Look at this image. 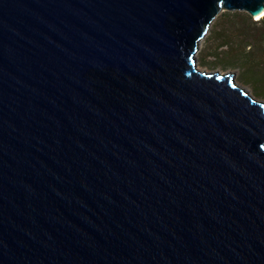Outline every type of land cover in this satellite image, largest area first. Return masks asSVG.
I'll use <instances>...</instances> for the list:
<instances>
[{
    "label": "water",
    "instance_id": "1",
    "mask_svg": "<svg viewBox=\"0 0 264 264\" xmlns=\"http://www.w3.org/2000/svg\"><path fill=\"white\" fill-rule=\"evenodd\" d=\"M264 0H0V264H264V102L200 70Z\"/></svg>",
    "mask_w": 264,
    "mask_h": 264
},
{
    "label": "rangeland",
    "instance_id": "2",
    "mask_svg": "<svg viewBox=\"0 0 264 264\" xmlns=\"http://www.w3.org/2000/svg\"><path fill=\"white\" fill-rule=\"evenodd\" d=\"M247 15L241 10H221L198 44L197 64L207 71H230L241 87L264 102V83L260 80L254 82V78L244 76L245 64L240 65L246 51L252 49V46L244 47V43L249 40V36L261 31L260 25L252 24ZM251 19L255 20L254 17ZM249 67L256 69L254 65Z\"/></svg>",
    "mask_w": 264,
    "mask_h": 264
},
{
    "label": "trees",
    "instance_id": "3",
    "mask_svg": "<svg viewBox=\"0 0 264 264\" xmlns=\"http://www.w3.org/2000/svg\"><path fill=\"white\" fill-rule=\"evenodd\" d=\"M247 16L252 24L260 25L261 31L249 36V40L244 43V47L250 48L252 46V49L246 51L240 65L245 64L243 65L246 72L245 75L243 74L244 76L254 78V82L260 80L264 83V14L255 20L251 19L249 15ZM249 65H254L256 69L252 70Z\"/></svg>",
    "mask_w": 264,
    "mask_h": 264
},
{
    "label": "bare ground",
    "instance_id": "4",
    "mask_svg": "<svg viewBox=\"0 0 264 264\" xmlns=\"http://www.w3.org/2000/svg\"><path fill=\"white\" fill-rule=\"evenodd\" d=\"M263 12H261L260 14H258L255 18H260V17H262V15L264 14H262ZM200 42V41H199ZM199 65L197 64V67H198ZM200 70H203V68H200V67H198ZM237 82V81H236ZM237 84L240 86V84L237 82ZM248 91V90H247ZM249 93V92H248Z\"/></svg>",
    "mask_w": 264,
    "mask_h": 264
},
{
    "label": "built area",
    "instance_id": "5",
    "mask_svg": "<svg viewBox=\"0 0 264 264\" xmlns=\"http://www.w3.org/2000/svg\"><path fill=\"white\" fill-rule=\"evenodd\" d=\"M258 19V18H257Z\"/></svg>",
    "mask_w": 264,
    "mask_h": 264
}]
</instances>
